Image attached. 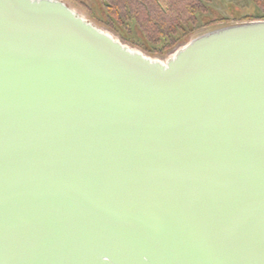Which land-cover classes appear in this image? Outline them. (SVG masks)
Returning a JSON list of instances; mask_svg holds the SVG:
<instances>
[{
  "label": "water",
  "instance_id": "95a60500",
  "mask_svg": "<svg viewBox=\"0 0 264 264\" xmlns=\"http://www.w3.org/2000/svg\"><path fill=\"white\" fill-rule=\"evenodd\" d=\"M0 264H264V20L161 61L0 0Z\"/></svg>",
  "mask_w": 264,
  "mask_h": 264
},
{
  "label": "trees",
  "instance_id": "16d2710c",
  "mask_svg": "<svg viewBox=\"0 0 264 264\" xmlns=\"http://www.w3.org/2000/svg\"><path fill=\"white\" fill-rule=\"evenodd\" d=\"M106 11L105 25L125 31V40L150 54L165 55L202 30L231 23L264 20V0H238L227 15L213 0H98ZM135 28V34L133 30Z\"/></svg>",
  "mask_w": 264,
  "mask_h": 264
},
{
  "label": "rangeland",
  "instance_id": "374dc122",
  "mask_svg": "<svg viewBox=\"0 0 264 264\" xmlns=\"http://www.w3.org/2000/svg\"><path fill=\"white\" fill-rule=\"evenodd\" d=\"M61 1H63L67 6H69L72 10H74L80 16H82L83 18L92 22L96 27L100 28L103 31L108 32L113 37L119 39V41L122 42L123 44H126L130 48L137 49V50L141 51L143 54H145L151 58H156V59H159L161 61H164L166 58L173 55V53L178 48H180L181 46L186 44L191 38L207 31V30H202L200 32H197L196 34L191 36L188 41L174 47L172 50L168 51V53L165 55H161V54H156V55L154 54L153 55V54H150L148 52L143 51L138 46L132 45L130 42H128V40H125V38H123V36L126 35L125 31L124 32L122 30L118 31L115 28L113 29V28L105 25L103 18L106 16V11L104 10V8H102V6L100 5V2L98 0H61ZM242 3H243L242 1H238V0H213V2L211 4L213 7L216 8V10L218 12L222 13L223 15H227L225 13H227L226 11H227L228 7L232 6V8H233V5H234V8H239V6L242 7V5H241ZM215 25H217L219 27L224 26L223 23H215ZM133 34H135V28L133 30Z\"/></svg>",
  "mask_w": 264,
  "mask_h": 264
}]
</instances>
